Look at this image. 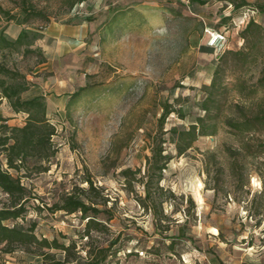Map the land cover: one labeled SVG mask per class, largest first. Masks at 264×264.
<instances>
[{"label":"rangeland","instance_id":"obj_1","mask_svg":"<svg viewBox=\"0 0 264 264\" xmlns=\"http://www.w3.org/2000/svg\"><path fill=\"white\" fill-rule=\"evenodd\" d=\"M73 1L0 0L11 13L31 7L38 15L19 25L0 14V28L9 38L24 28L52 32L53 37L36 42L34 52L0 49V64L26 76L30 90L24 97L45 95L48 117L57 128V154L45 162L50 169L31 168L22 176L31 197L28 212L8 223L35 224L39 238L74 240L84 256L89 241L95 248L111 245L106 264H264V126L242 130L226 123L264 111V43L248 63L233 55L223 64V109L206 123L213 134L200 137L181 156L172 135L164 134L205 115L203 86L211 84V64L218 62L201 50L205 28L224 26L229 31L226 51L249 53L253 48H245L240 33L251 19L264 26V0H248L252 5L225 23L221 19L233 5L219 0L204 5L192 0ZM167 104L175 112L161 131ZM181 107L185 119L179 116ZM0 117L11 126L27 120L7 99L0 101ZM158 137L165 142L164 154L172 157L163 172L164 191L152 188L161 229L153 209L142 204L146 190L139 182ZM125 169L134 171L129 180ZM88 177L110 199L108 212L99 216L103 226L89 239L82 237L80 213L47 208L65 188L86 187ZM8 198L0 188V207ZM0 262L38 264L39 258L25 247L6 252L0 245Z\"/></svg>","mask_w":264,"mask_h":264},{"label":"trees","instance_id":"obj_2","mask_svg":"<svg viewBox=\"0 0 264 264\" xmlns=\"http://www.w3.org/2000/svg\"><path fill=\"white\" fill-rule=\"evenodd\" d=\"M85 1L87 0H74L73 4ZM192 1H197L202 5L207 3L206 0ZM219 1L233 5V12L221 19L223 23L233 19L241 8L252 5L248 0ZM261 10H264V7H261ZM35 12L31 7H24L19 13H11L0 4V14L7 17L9 21L16 20L19 25L31 22L34 17L38 16L35 15ZM42 36L39 31L24 28L16 39H11L8 37L5 27L0 28V49L13 51L19 47H25V52H34L37 49H33V47ZM240 36L245 41V48L252 46L253 50L249 53H246L245 49L226 51L218 58L217 64L219 63V65H216L211 84L203 86V90L207 92V96L201 104L205 115L192 120L188 127L173 126L164 132V134L172 135V141L180 156L191 149L200 137L215 132L209 131L206 123L216 110L223 109V102L219 95L224 85L223 64L227 63L233 55L240 56L244 63H248L251 60L250 57L254 56L260 45L264 43V26L255 19H251L241 31ZM201 50L208 53L214 52V49L208 45H202ZM29 90L30 83L25 75L16 69H10L6 65L0 64V101L7 99L16 113L27 114V120L23 126H11L3 117H0V188L9 195L7 201L0 207V245H4L6 252H12L15 245L25 247L27 252L39 258L38 264H106L110 256L111 245L95 248L89 241L84 247V256L81 250H77V242L74 240L67 243L60 241L57 237L53 239L39 238L35 232V224L30 228H25L21 224L10 225L8 223L24 218L28 212L31 197L27 195L28 189L22 181V176L28 175L26 170L36 168L39 172L48 171L50 166L45 165V162L57 154L53 141L57 128L48 117L47 99L44 94L24 97V94ZM78 94V92L74 93L73 96ZM173 112L175 109L171 104H167L160 119L161 131H164L166 120ZM178 113L182 119L187 118V112L182 107ZM226 123H237L242 130H252L257 126H264V111L252 117L246 116L242 121L227 118ZM164 143L159 140V137L153 138V154L147 158V174L139 179L146 190L145 198L141 200L142 204L145 208L153 209L157 220V229H161L160 215L156 204L157 197L155 198L152 188L155 186V191H164L163 172L172 158L169 153L164 154ZM153 171H156L157 175H153ZM138 172L141 173V170ZM122 174L126 180H129L134 171L125 169ZM83 183H86L87 186L75 184L57 193L55 201L51 205L47 204V208L53 213H80L81 219L85 221L82 237L89 239L93 237L94 230L103 226V221L99 216L108 212L110 199L103 195L104 188L98 186L91 178L84 179ZM96 197H102V199L98 200ZM112 218L113 216L109 217V219ZM0 264L4 263L0 262Z\"/></svg>","mask_w":264,"mask_h":264},{"label":"built area","instance_id":"obj_3","mask_svg":"<svg viewBox=\"0 0 264 264\" xmlns=\"http://www.w3.org/2000/svg\"><path fill=\"white\" fill-rule=\"evenodd\" d=\"M247 15H245L242 20L241 24H244L246 21ZM249 21L247 22V24ZM205 34H206V45L212 47L214 49V52L218 57H220L228 48V37H229V31L228 30H218L213 27H206L205 28Z\"/></svg>","mask_w":264,"mask_h":264},{"label":"crops","instance_id":"obj_4","mask_svg":"<svg viewBox=\"0 0 264 264\" xmlns=\"http://www.w3.org/2000/svg\"><path fill=\"white\" fill-rule=\"evenodd\" d=\"M227 16L228 15H230V14H226ZM234 19V18H233ZM223 25H225V24H223ZM222 29H224V26H222V27H220L218 30H222ZM40 33H42V38L41 39H39L38 41H41V40H45L46 38H51V37H53V35H52V32L50 31V29H48V28H45V30L44 31H40ZM20 34V33H19ZM18 34V35H19ZM18 35H17V37H18ZM17 37H15V39L17 38ZM203 53H206V54H208V55H212V56H214L215 57V60H218V55H216V53L215 52H213V53H208V52H203ZM216 63H212L211 64V67H214L213 69L215 70V68H216Z\"/></svg>","mask_w":264,"mask_h":264},{"label":"bare ground","instance_id":"obj_5","mask_svg":"<svg viewBox=\"0 0 264 264\" xmlns=\"http://www.w3.org/2000/svg\"><path fill=\"white\" fill-rule=\"evenodd\" d=\"M199 199L202 200V196L201 195H199Z\"/></svg>","mask_w":264,"mask_h":264}]
</instances>
